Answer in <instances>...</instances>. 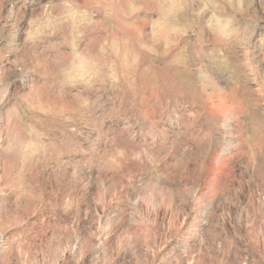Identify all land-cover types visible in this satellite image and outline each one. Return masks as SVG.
<instances>
[{
  "label": "clouds",
  "instance_id": "1",
  "mask_svg": "<svg viewBox=\"0 0 264 264\" xmlns=\"http://www.w3.org/2000/svg\"><path fill=\"white\" fill-rule=\"evenodd\" d=\"M0 264H264V0H0Z\"/></svg>",
  "mask_w": 264,
  "mask_h": 264
}]
</instances>
